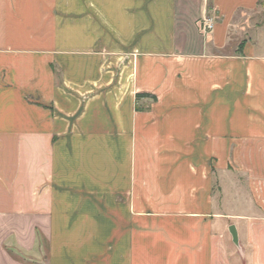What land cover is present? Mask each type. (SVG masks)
<instances>
[{"label":"crops","instance_id":"1","mask_svg":"<svg viewBox=\"0 0 264 264\" xmlns=\"http://www.w3.org/2000/svg\"><path fill=\"white\" fill-rule=\"evenodd\" d=\"M262 2L0 0V264H264Z\"/></svg>","mask_w":264,"mask_h":264},{"label":"built area","instance_id":"2","mask_svg":"<svg viewBox=\"0 0 264 264\" xmlns=\"http://www.w3.org/2000/svg\"><path fill=\"white\" fill-rule=\"evenodd\" d=\"M200 27L204 34H211L215 27V20L206 16L200 22Z\"/></svg>","mask_w":264,"mask_h":264},{"label":"rangeland","instance_id":"3","mask_svg":"<svg viewBox=\"0 0 264 264\" xmlns=\"http://www.w3.org/2000/svg\"><path fill=\"white\" fill-rule=\"evenodd\" d=\"M262 6H264V0H263V2H262ZM202 21V20H201ZM200 21V22H201ZM40 244H41V248L46 252L47 250H46V248H45V244H44V238L42 237V239H40ZM44 251H43V255H44ZM46 258V257H45ZM44 260L42 259V264H44Z\"/></svg>","mask_w":264,"mask_h":264},{"label":"trees","instance_id":"4","mask_svg":"<svg viewBox=\"0 0 264 264\" xmlns=\"http://www.w3.org/2000/svg\"><path fill=\"white\" fill-rule=\"evenodd\" d=\"M141 98H152L154 101L157 100V98L155 96L149 95V94H139L137 95V99H141Z\"/></svg>","mask_w":264,"mask_h":264},{"label":"water","instance_id":"5","mask_svg":"<svg viewBox=\"0 0 264 264\" xmlns=\"http://www.w3.org/2000/svg\"><path fill=\"white\" fill-rule=\"evenodd\" d=\"M230 231H231V234H232V236H233L234 242H235V243H238V236H237V232H236L235 227H232V228L230 229Z\"/></svg>","mask_w":264,"mask_h":264}]
</instances>
